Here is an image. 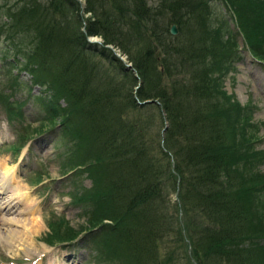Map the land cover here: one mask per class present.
I'll return each mask as SVG.
<instances>
[{"label":"trees","instance_id":"obj_1","mask_svg":"<svg viewBox=\"0 0 264 264\" xmlns=\"http://www.w3.org/2000/svg\"><path fill=\"white\" fill-rule=\"evenodd\" d=\"M211 1L3 3L0 33L11 41L26 37L12 59L29 72L31 83L53 89L65 102L61 109L47 102L49 120L37 131L59 124L69 134L64 162L91 178L72 198L86 216L88 227L81 233L88 236L93 226L109 229L127 252V259L122 251L123 260H110L101 250L100 263L264 264L257 194L264 175L248 165L243 121L234 115L239 106L228 102L221 87V61L238 54L231 50L236 39L224 37V22L214 19ZM226 1L242 45L264 61V0ZM91 34L101 44L87 41ZM104 44L124 52L130 67ZM228 66L222 65L223 72ZM106 69L120 78L107 74L109 81L100 80L98 72L104 77ZM146 98L159 108L161 135L148 128L151 114L146 123L126 114ZM20 110L9 105L7 117ZM56 110L62 111L58 120ZM23 128L28 138L33 128ZM89 137L97 145L94 153L87 152ZM176 178L177 198L170 201L166 189L175 188ZM48 227V244L78 236L61 217Z\"/></svg>","mask_w":264,"mask_h":264},{"label":"rangeland","instance_id":"obj_2","mask_svg":"<svg viewBox=\"0 0 264 264\" xmlns=\"http://www.w3.org/2000/svg\"><path fill=\"white\" fill-rule=\"evenodd\" d=\"M11 1L0 0V23L5 19V5L3 3H10ZM80 2L83 5V0ZM210 4L214 19L225 24L224 29L226 28L227 32L224 37L228 36V40L233 41L234 38L236 39V43L231 44V50L236 48L233 54H238V57L232 55L230 58L223 55L222 72H220L221 87L229 94L228 102L233 107L239 106L236 110L239 113L234 115L235 118L243 121L242 131L246 139H242L244 141L242 147L248 154V165L251 169L259 170L264 175V61L254 57L248 48L242 45L241 35L236 31V27L229 18L231 13L227 1L214 0ZM256 4L258 5V2ZM249 5L251 6L247 2L248 8ZM86 15L88 13L83 12V16ZM84 22L82 21V23ZM89 37L101 41L99 35L93 34ZM25 39V36H20L11 41L0 33V90H2L0 96L3 95L2 98L0 97V168L5 166L15 169L16 179L12 181L11 185L13 189L19 186L22 192L27 193L28 198L22 199V205L29 203L32 213L30 212L28 215L39 218V221L35 220L34 223L37 222L34 225L35 229L27 241L16 243L13 240L8 243V236L3 235L2 237L0 234V264H112V262L105 261L100 263L97 260L101 250L109 253L110 260H117V257L119 260H123L124 257L127 259L125 248L121 247L118 237L109 229L93 226L88 236L81 233L84 231L83 227L88 225L86 216L82 206L80 207L73 202L72 198H76L81 190L84 191V188L90 185L91 178L88 177L87 171L85 173L82 170H70L69 165L64 162L66 150L70 143L67 137L69 134L64 132L59 124L48 128L44 133L37 131L44 127L43 122L49 120L46 117L49 110L47 102H51L53 107L57 109L64 107L65 102L63 98L56 97L53 89L31 83L29 72L20 67V62L23 60L17 64L12 59L14 56L18 58V55L15 54V48L19 45L18 41L21 42ZM114 48L116 51L118 50L116 47ZM220 48L223 53V47L220 46ZM119 53L123 57V61L129 62L124 52L120 51ZM222 65L223 67L229 65L226 72H223ZM103 66H107L106 62ZM103 73L105 74L104 77H102V72H98V75L101 77L100 80L106 82L109 81L107 74L112 76L114 80L120 78L119 74L113 70L107 72L106 69ZM136 86L133 87V92ZM147 99L149 98L142 101L146 104L143 103V106L129 110L126 114L129 117L139 115L144 123L150 117L148 114H151L150 123L152 125H148V128L161 135L162 131L159 129L162 119L161 113L153 101L151 99L147 101ZM137 102L142 103L139 100ZM9 105H15V108L20 106L21 109L19 114L14 115V118L11 119L7 117L6 112ZM61 113L62 111L56 110L55 114L57 115L54 119L58 120L62 116ZM69 114L73 117L72 121L75 122L76 115ZM42 119L44 121H41ZM23 126H28L29 129L30 127L33 128V132L28 138L23 136L26 134ZM88 140L90 141L87 152H96L95 139L89 137ZM18 142L20 146L15 152L10 148V145ZM253 151L256 152L252 153ZM87 155L86 153L85 157ZM89 170L91 171V169ZM36 175L40 176L37 182L33 180ZM259 187L257 189L259 213L264 215V180ZM166 191H169L170 201L177 198L178 188L176 186L171 189L168 185ZM59 216L63 219V223L73 230H77L79 236L71 241L58 242L61 245H48V242L44 240L49 230L48 222L59 219ZM260 240L264 244V234L258 238L259 242ZM122 251H125L124 256Z\"/></svg>","mask_w":264,"mask_h":264},{"label":"bare ground","instance_id":"obj_3","mask_svg":"<svg viewBox=\"0 0 264 264\" xmlns=\"http://www.w3.org/2000/svg\"><path fill=\"white\" fill-rule=\"evenodd\" d=\"M15 175L14 168L5 166L0 168V208L2 207L0 210V234L2 237L3 235L8 236V243L13 240L16 243L27 241L35 229L34 225L37 223H34L35 220L39 219L28 215L30 212L32 213L29 203L22 205V199L28 198L27 193L22 192L19 186L13 189L11 183L16 179Z\"/></svg>","mask_w":264,"mask_h":264},{"label":"water","instance_id":"obj_4","mask_svg":"<svg viewBox=\"0 0 264 264\" xmlns=\"http://www.w3.org/2000/svg\"><path fill=\"white\" fill-rule=\"evenodd\" d=\"M169 32L170 33H172V34H174L175 32H176V27H175V24L174 23H170V25H169ZM86 39L88 40V41H94V42H98V43H100L101 44V41L99 40V39H97V38H94V37H86ZM104 46H106V47H108V48H110V50H112L113 51V53L120 59V60H124L123 59V57L121 56V55H119L117 52H115L114 51V48L110 45V44H104ZM124 62V65L126 66V67H130V63H128V62H125V61H123ZM148 100H150V99H147V101ZM175 192H176V190H175ZM174 192V193H175ZM176 194V193H175ZM174 194V195H175Z\"/></svg>","mask_w":264,"mask_h":264}]
</instances>
